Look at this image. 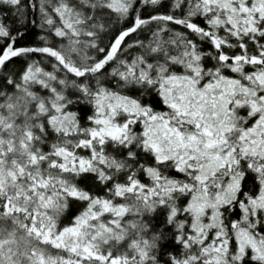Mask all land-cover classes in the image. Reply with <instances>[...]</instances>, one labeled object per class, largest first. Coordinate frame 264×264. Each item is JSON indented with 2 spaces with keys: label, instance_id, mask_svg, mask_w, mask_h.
I'll list each match as a JSON object with an SVG mask.
<instances>
[{
  "label": "snow or ice",
  "instance_id": "6c2138e0",
  "mask_svg": "<svg viewBox=\"0 0 264 264\" xmlns=\"http://www.w3.org/2000/svg\"><path fill=\"white\" fill-rule=\"evenodd\" d=\"M0 264H264V0H0Z\"/></svg>",
  "mask_w": 264,
  "mask_h": 264
}]
</instances>
